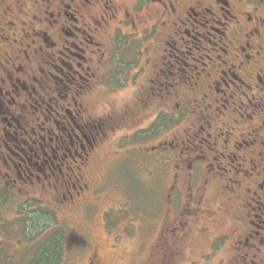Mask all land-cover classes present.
Returning a JSON list of instances; mask_svg holds the SVG:
<instances>
[{"label":"rangeland","instance_id":"374dc122","mask_svg":"<svg viewBox=\"0 0 264 264\" xmlns=\"http://www.w3.org/2000/svg\"><path fill=\"white\" fill-rule=\"evenodd\" d=\"M149 28L125 26L118 36L112 22L99 38L108 50L100 58L106 76L98 79L89 112L105 121L106 134L81 172L92 180L81 191L83 203H64L60 182L49 186L0 166V264H26L33 256L39 240H28L22 218L39 207L59 218L65 264H143L161 234L171 249L182 250L181 264H264L257 250L239 245L246 227L235 226L239 205L254 191L236 167L241 152L258 146L248 136L257 114L249 118L253 107L243 109L236 95L219 100L215 90L196 89L203 64L191 71L183 63L161 75L160 60L171 64L179 46L168 36L171 29ZM150 33L154 39L144 41ZM125 37L132 42L120 46ZM195 46L182 47V58L198 57Z\"/></svg>","mask_w":264,"mask_h":264},{"label":"flooded vegetation","instance_id":"af4514ba","mask_svg":"<svg viewBox=\"0 0 264 264\" xmlns=\"http://www.w3.org/2000/svg\"><path fill=\"white\" fill-rule=\"evenodd\" d=\"M112 22L118 36L125 26L171 29L166 34L178 52L171 64L160 60L161 75L180 71L183 63L191 71L203 64L196 89L215 90L219 100L236 95L243 109L253 107L247 114L258 120L245 134L258 146L237 156L236 174L254 191L248 188L235 226L246 227L239 245L257 250L264 263V181H258L264 173V0H0V166L49 186L60 182L64 203L84 202L81 191H89L92 180L81 172L106 134L105 121L90 114L89 100L106 76L100 58L108 50L99 38ZM124 41L132 42L125 37L120 46ZM191 44L207 53L182 58V47ZM161 236L143 264H181V249H171Z\"/></svg>","mask_w":264,"mask_h":264},{"label":"trees","instance_id":"16d2710c","mask_svg":"<svg viewBox=\"0 0 264 264\" xmlns=\"http://www.w3.org/2000/svg\"><path fill=\"white\" fill-rule=\"evenodd\" d=\"M39 208L22 218L27 232L30 231L26 235L28 240H39L35 242L34 254L26 264H65L67 236L61 230L59 218L49 209Z\"/></svg>","mask_w":264,"mask_h":264}]
</instances>
